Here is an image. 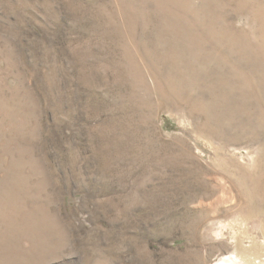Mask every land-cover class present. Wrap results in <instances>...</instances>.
<instances>
[{"label": "rangeland", "instance_id": "1", "mask_svg": "<svg viewBox=\"0 0 264 264\" xmlns=\"http://www.w3.org/2000/svg\"><path fill=\"white\" fill-rule=\"evenodd\" d=\"M238 249L264 264V0H0V264Z\"/></svg>", "mask_w": 264, "mask_h": 264}, {"label": "bare ground", "instance_id": "2", "mask_svg": "<svg viewBox=\"0 0 264 264\" xmlns=\"http://www.w3.org/2000/svg\"><path fill=\"white\" fill-rule=\"evenodd\" d=\"M254 248H256V247H254ZM257 256H259V255H257V250L256 251L255 250L250 251L248 249H244V250L239 251V249H238V251L236 253H234L232 255H227V256L221 258L216 264H257L255 261L259 260L258 258H260ZM262 256H264V255L262 254ZM262 261H261V263H262ZM258 264H260V263H258Z\"/></svg>", "mask_w": 264, "mask_h": 264}]
</instances>
